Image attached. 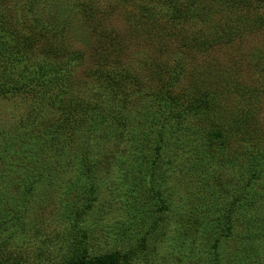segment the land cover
<instances>
[{"label": "rangeland", "instance_id": "1", "mask_svg": "<svg viewBox=\"0 0 264 264\" xmlns=\"http://www.w3.org/2000/svg\"><path fill=\"white\" fill-rule=\"evenodd\" d=\"M196 2L169 54L158 56L146 26L133 28L148 0H0L1 38L12 45L33 32L38 44L9 75L40 65L58 77L43 100L0 82L10 90L0 92V264H68L83 249L87 258L117 253L123 264H264V177L249 180L264 169L239 157L264 152V25L235 22L227 0ZM254 4L264 14V0ZM115 33L117 45L107 38ZM96 51L109 61L98 65ZM122 106L118 124L113 109ZM214 124L234 132L223 155L240 164L203 167L194 146L184 150L192 159L176 158L180 138L196 144ZM160 137L159 153L173 164L154 179L148 163ZM201 173L220 187L209 203ZM224 189L246 190L255 203L234 232H207L233 201Z\"/></svg>", "mask_w": 264, "mask_h": 264}, {"label": "trees", "instance_id": "2", "mask_svg": "<svg viewBox=\"0 0 264 264\" xmlns=\"http://www.w3.org/2000/svg\"><path fill=\"white\" fill-rule=\"evenodd\" d=\"M228 5L234 9L235 11H239L238 14L236 15V19L234 20L235 22L241 23L242 21L244 23H251L255 25V23H258V25L261 27L264 25V14H258V7L254 4V0H227ZM198 2L196 0H148V5L149 7H146V11L142 14L139 15V17L135 20V24L133 25V28L140 32L138 29V25L140 26H146L145 30L147 31V35H149L148 40V45H150L153 49L161 48L159 50L160 53H157L158 56H163V55H168V45L172 41L171 39H177L180 35L176 34L179 31L177 30L178 27L180 26V29L183 28L182 26L186 24L187 21H190L194 14L197 13L199 10L197 8ZM157 4H164L166 6H162L165 8V11L159 10L157 8ZM159 10V11H158ZM85 13L91 14L93 13L92 9L86 8ZM250 14H253L254 16L251 17ZM145 19V20H144ZM1 20V19H0ZM253 20V22H252ZM2 21V20H1ZM0 21V22H1ZM140 21V22H137ZM257 25H255L256 27ZM172 27L173 32L164 35L165 31ZM2 29V28H0ZM144 31V32H146ZM162 33V36L159 35V33ZM231 33V30H230ZM32 35V36H31ZM231 35V34H230ZM230 35H226V37L230 38ZM3 37V36H2ZM106 37V36H105ZM222 35L219 36L221 38ZM110 43H113L117 45L119 44V36L118 34H114V36L107 37ZM106 38V39H107ZM6 40L1 38L0 36V51H2V54L0 55V82L2 80L6 81L9 80L12 84V82L16 85L13 90H29L28 92L31 93L30 95L34 99L35 97H42V93L45 91L44 89L47 87L49 82H53L58 77L51 76V71H52V66L49 67H41L40 65H34L33 68H29L26 65L22 66V70L20 73V79H14L9 75L13 69V73L15 74L16 68L19 62L22 61V55L26 53H31L33 52L38 46V44L35 43L36 39L33 36V32H31L30 36L26 34L24 38H16L14 41H16L17 44L10 45L9 43L5 42ZM8 42H11L8 41ZM169 42V43H168ZM5 44V45H4ZM9 44V45H8ZM54 49H53V48ZM112 50L114 51V47H112ZM50 49L54 51L55 56L57 58H62L63 54L62 51L57 49L56 46V41H50ZM49 51V50H48ZM26 52V53H25ZM48 53L47 51H45ZM96 51L95 54H97ZM103 53L108 52V49H103ZM97 60L95 61L98 63V65L102 66L103 63H106L109 61V56H102L101 53L97 54ZM32 67V66H31ZM31 69V70H30ZM36 70V73L33 74V71ZM17 74V73H16ZM33 75V76H32ZM129 76V75H128ZM111 78H116L117 77H111ZM50 79V80H48ZM21 80V81H20ZM117 83H119L118 80H115ZM119 85V84H118ZM2 86V88H1ZM19 86V87H18ZM8 92L10 90L5 88V83L0 84V92ZM257 93L260 95L262 93V90H258ZM6 95V94H4ZM43 100V97H42ZM123 106L121 108H115L113 109V116L116 118V122L119 124L121 123V111L123 110ZM252 113V111H251ZM245 118H246V124H244L246 127L249 126L248 120L251 118V115L249 116L248 113H245ZM257 125V123H255ZM124 125V124H123ZM217 129L211 130V131H205L204 130V136L202 139L197 140L198 143L193 144L190 143L189 141L184 142L180 138V145L177 147L179 148V151L182 152L181 155H176V158L179 160L180 158H184L185 160L188 161L191 157H187L186 154L184 153V150H188V148L194 146L198 149L201 150V153H203L200 158H199V163L203 167L208 168L207 166H210L212 164H219L220 166L228 164L229 162L233 161L236 164H240V161H235L232 160V156L227 157L223 155V151L225 148H227L232 141H234L236 138L234 137V132L232 134H227V130L223 132V128L221 125L214 124ZM122 126V125H121ZM182 128H186L184 124L180 125ZM258 126H256L257 128ZM182 128V131H183ZM230 130V127H228ZM235 133L237 135V131L235 130ZM185 134V133H184ZM218 139V140H217ZM187 140V139H186ZM215 140L218 141L219 146H222V151L219 153V155H216L215 151V146L214 142ZM163 140L160 137V143L158 144L156 148V153L155 157L151 159L148 163V175L149 177H155V174L159 171L158 168L160 165H163V162L165 165H172L173 162L166 161L161 154L159 153L161 144H163ZM186 148V149H185ZM232 150V149H231ZM232 154V151H231ZM247 157L245 158V161H248L250 164L254 162H258L264 169V152L262 154H259L254 151V153L250 152L249 149L242 150L241 153L239 154V157ZM220 157L217 161H214V159H217ZM222 158V159H221ZM192 159V158H191ZM196 159V158H195ZM89 166L87 163L84 164V169L85 171H90ZM206 169L204 168V171ZM203 171V172H204ZM250 177L249 180L252 179V183H257V181H260L263 176L258 174L256 172V169L252 170L250 172ZM205 173H201L200 176L202 177L201 179H198V182L200 183L199 187V194L200 197L202 198V201L208 202L211 201L212 199H216V188H220L218 185H215L214 178L213 184H209L208 180H204ZM155 179V178H154ZM234 180H238L237 177H233ZM75 182V181H74ZM73 182V183H74ZM250 183V182H249ZM238 183L232 184L233 188L237 186ZM258 188V187H257ZM255 188V189H257ZM157 189L152 190V194H156ZM225 190V189H224ZM226 196L232 195L233 196V201L231 203H226L224 206V210L221 214V216L218 217H212L210 221V229L211 231L208 230L207 226V232H234V229L237 228L239 224H245V217H243V212L254 205V199L253 197L250 196L248 191L246 190H235L233 191H228L225 190ZM220 193H217L219 195ZM208 197H212L208 199ZM256 201V199H255ZM120 256L117 253L109 254L104 257H96V258H87L85 255V249H83V252L76 258L71 260L68 264H123L120 262Z\"/></svg>", "mask_w": 264, "mask_h": 264}]
</instances>
